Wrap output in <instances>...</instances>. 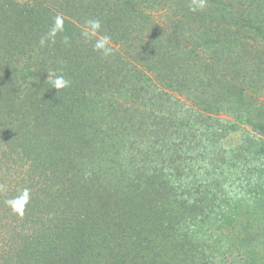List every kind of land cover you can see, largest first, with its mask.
Returning a JSON list of instances; mask_svg holds the SVG:
<instances>
[{"label": "trees", "instance_id": "1", "mask_svg": "<svg viewBox=\"0 0 264 264\" xmlns=\"http://www.w3.org/2000/svg\"><path fill=\"white\" fill-rule=\"evenodd\" d=\"M263 248L264 0H0V264Z\"/></svg>", "mask_w": 264, "mask_h": 264}, {"label": "clouds", "instance_id": "2", "mask_svg": "<svg viewBox=\"0 0 264 264\" xmlns=\"http://www.w3.org/2000/svg\"><path fill=\"white\" fill-rule=\"evenodd\" d=\"M205 3H206V0H199V10H202L205 7ZM197 10L198 9L196 7L192 8V11H197ZM87 23L93 29H99L101 27V22L98 19L89 20ZM61 26H62L61 18L60 17H56L55 24H54V30H59L61 28ZM40 43H41V45H44L45 44V39L42 38ZM96 47L97 48L104 47V44L103 43H98ZM104 50L107 51L108 49L105 48ZM48 79H49V77H48ZM68 83H69V81H67L63 76H56L54 79L51 80V87H54L55 89L60 91L61 89L65 88L68 85ZM19 199L24 201V202H27V200H28L27 191H25L23 193V195H21L19 197ZM11 204H12V207H13V211H16L15 203L11 202ZM20 214L22 215L23 212L21 211Z\"/></svg>", "mask_w": 264, "mask_h": 264}, {"label": "rangeland", "instance_id": "3", "mask_svg": "<svg viewBox=\"0 0 264 264\" xmlns=\"http://www.w3.org/2000/svg\"><path fill=\"white\" fill-rule=\"evenodd\" d=\"M240 138H241V132L233 133L225 139V145L234 146L240 141ZM232 231L230 232V230H229V232L231 233L230 235H233V234L235 235L236 230H232Z\"/></svg>", "mask_w": 264, "mask_h": 264}]
</instances>
